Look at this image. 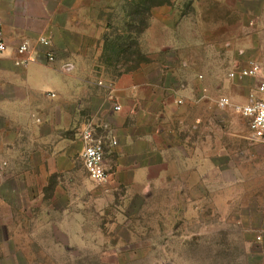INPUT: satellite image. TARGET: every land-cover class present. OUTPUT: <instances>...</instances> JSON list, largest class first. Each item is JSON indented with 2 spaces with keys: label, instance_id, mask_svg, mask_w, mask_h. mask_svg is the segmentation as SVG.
Returning <instances> with one entry per match:
<instances>
[{
  "label": "rangeland",
  "instance_id": "1",
  "mask_svg": "<svg viewBox=\"0 0 264 264\" xmlns=\"http://www.w3.org/2000/svg\"><path fill=\"white\" fill-rule=\"evenodd\" d=\"M132 1L140 7L137 17L148 21L136 39L140 53L129 47L137 68L105 46L106 37H126V24H137L130 0L90 11L94 24L85 29L92 36L79 59L83 68H97L94 75L104 82L156 64L167 68V97L179 90L188 95L169 141L174 146L153 162L154 171H164L145 185L116 189L88 177L86 191L76 186L68 216L60 209L63 200L49 214L47 200L28 194L18 201L8 191L0 201V223L8 229L3 240L0 227V264H246L240 215L245 200L259 192L256 178H264V140L253 137L235 105L252 94L264 98L256 93L264 68L246 79L229 73L259 62L264 0ZM223 95L231 105H218Z\"/></svg>",
  "mask_w": 264,
  "mask_h": 264
},
{
  "label": "crops",
  "instance_id": "2",
  "mask_svg": "<svg viewBox=\"0 0 264 264\" xmlns=\"http://www.w3.org/2000/svg\"><path fill=\"white\" fill-rule=\"evenodd\" d=\"M112 3L114 0H0L8 46L0 54L2 203L7 201L8 191L18 201L29 194L33 200L50 202L49 214L63 200L60 209L70 215L76 186L80 190L84 186L86 191L88 185L80 130L90 120L98 134L109 132L117 140L116 145L105 148L108 180L101 185L112 189L145 185L164 171V167L154 171L153 162L163 160L160 155L174 146L169 141L176 137L190 101L188 95L179 90L172 92L171 99L167 97L163 76L168 71L156 64L104 82L96 79L97 68H83L80 63V51L87 49L83 42L92 36L85 29L94 24L90 11L112 7ZM41 36L52 40L53 61L46 57ZM25 41L33 51L20 55L17 47ZM258 53L264 68L263 43ZM29 55L34 58L16 62ZM115 104L121 109L113 110ZM263 181V177L256 178L259 192L257 188L241 210L246 264H264ZM240 197L242 200V193ZM2 225L4 240L8 229L5 222Z\"/></svg>",
  "mask_w": 264,
  "mask_h": 264
},
{
  "label": "built area",
  "instance_id": "3",
  "mask_svg": "<svg viewBox=\"0 0 264 264\" xmlns=\"http://www.w3.org/2000/svg\"><path fill=\"white\" fill-rule=\"evenodd\" d=\"M39 42L42 46L46 47L45 53L47 59L53 61L55 59V53L52 49L51 38L41 36ZM7 48L8 46L3 32V18L0 15V54H3ZM32 51L33 48L27 41L17 47V53L20 55L31 53ZM33 58L34 55H29L27 59L18 58L16 62L18 64L26 63ZM261 72L262 68L260 63L255 60H249L245 66H239L237 69L231 71L229 76L233 79H246L248 77H257ZM111 86L112 84L109 83L108 87L111 88ZM256 93L264 94V81L258 85ZM51 95L54 96L53 93ZM217 102L221 107L231 105L230 98L226 95L221 96ZM120 109L121 106L118 104L113 106V110ZM235 109L249 120V127L253 137L258 140H264V98L252 94V97L245 103L235 105ZM80 134L84 141L81 157L89 179L100 183L106 182L108 180V173L105 166V148L107 144L112 146L116 145L117 140L109 132L101 135L98 134L97 126L92 120L85 123L80 130Z\"/></svg>",
  "mask_w": 264,
  "mask_h": 264
},
{
  "label": "trees",
  "instance_id": "4",
  "mask_svg": "<svg viewBox=\"0 0 264 264\" xmlns=\"http://www.w3.org/2000/svg\"><path fill=\"white\" fill-rule=\"evenodd\" d=\"M130 4L135 5L134 6V17L133 20L137 21V24H134L133 22H130L126 24L127 33H129L126 37H117L115 41H110L108 37H106L105 42L106 43V49H111V52L115 53L120 52L124 55V63L128 66V68H137L136 63L138 60L133 58V55L136 54V50H129V47H135L137 49V54L140 53L138 41L136 40L139 37V34H141L147 27H148V21L147 18L137 17V14L140 12V7L135 4L134 1L130 0ZM133 33H135L137 36L134 37ZM119 50V51H118ZM109 58H111L109 56ZM107 59L108 62H112L111 59ZM135 64V65H134Z\"/></svg>",
  "mask_w": 264,
  "mask_h": 264
},
{
  "label": "water",
  "instance_id": "5",
  "mask_svg": "<svg viewBox=\"0 0 264 264\" xmlns=\"http://www.w3.org/2000/svg\"><path fill=\"white\" fill-rule=\"evenodd\" d=\"M167 264H172V263H167Z\"/></svg>",
  "mask_w": 264,
  "mask_h": 264
}]
</instances>
